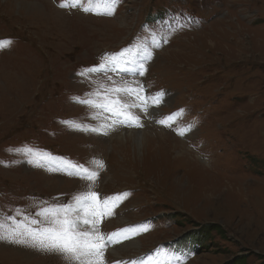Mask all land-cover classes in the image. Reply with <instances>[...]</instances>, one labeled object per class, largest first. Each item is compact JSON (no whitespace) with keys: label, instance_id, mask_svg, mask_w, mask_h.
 <instances>
[{"label":"rangeland","instance_id":"rangeland-1","mask_svg":"<svg viewBox=\"0 0 264 264\" xmlns=\"http://www.w3.org/2000/svg\"><path fill=\"white\" fill-rule=\"evenodd\" d=\"M59 3L0 0V40L11 41L0 48V218L17 210L34 215L88 188L79 177L28 163L25 149L90 169L101 160L94 189L101 197L128 196L100 230L147 228L111 245L108 264L147 258L156 249L157 259L170 254V264L177 258L228 264L241 257L264 264V0H119L113 16ZM164 7L173 8L172 21L183 27L169 32L166 19L145 20L158 19ZM153 38L160 46L144 75L108 73L117 83L136 81L146 96L164 93L151 116L134 110L142 128L121 126L105 136L64 123L98 126L94 110L73 98L111 83L102 74L77 73L105 53L150 46ZM172 113L178 114L173 127L154 122ZM134 135L146 139L143 150L133 146ZM208 226L216 228L207 232ZM197 230L209 233L205 248L171 243ZM37 263L68 261L0 241V264Z\"/></svg>","mask_w":264,"mask_h":264},{"label":"snow or ice","instance_id":"snow-or-ice-1","mask_svg":"<svg viewBox=\"0 0 264 264\" xmlns=\"http://www.w3.org/2000/svg\"><path fill=\"white\" fill-rule=\"evenodd\" d=\"M119 0H60V8H77L85 13L102 16L115 15ZM174 27H183L176 23ZM171 27L168 28L170 32ZM163 42H167L164 36ZM11 41L0 40V48L6 47ZM160 42L153 38L151 45L129 46L119 53H105L99 64L82 69L78 76L91 77L93 74L104 75L110 84L99 83L92 92L86 93L85 99L73 98L76 102L93 109L91 119L99 120L98 126L88 127L74 121H64L75 130L90 131L108 135L118 127L142 128L138 110L145 116H151V109L163 103L164 93L154 96L143 94L144 89L136 81L121 79L119 83L112 81L108 73H135L144 75L145 63L152 58L153 50ZM136 85V86H133ZM183 110H181L182 112ZM110 114V115H106ZM172 113L155 123L173 127L172 121L177 117ZM185 131H180L184 135ZM19 151V150H18ZM24 154L30 159L28 163L49 171L63 172L79 177L88 183L86 191L75 194L69 203H53L39 208L34 215L23 214L17 210L16 215L0 218V241L32 248L37 251L49 252L64 256L68 264H108L105 253L116 243L137 236L141 231H147L142 226H129L116 232L105 234L100 230L103 220L115 215V209L127 198L128 193H117L109 197H101L94 189L99 169L104 167L103 161L94 160V169L77 165L63 157L53 158L39 150L27 148ZM22 216V219H17ZM160 249L152 255L136 257L127 261H117L116 264H170L171 256L166 252V260L156 258ZM175 264H183L179 258Z\"/></svg>","mask_w":264,"mask_h":264},{"label":"trees","instance_id":"trees-1","mask_svg":"<svg viewBox=\"0 0 264 264\" xmlns=\"http://www.w3.org/2000/svg\"><path fill=\"white\" fill-rule=\"evenodd\" d=\"M175 214V213H174ZM174 214H173V216H174ZM186 222H188V220H186ZM209 228H208V230H207V232L209 231H211V230H214L215 228H216V226H212V227H210V226H208ZM194 233V234H193ZM193 233H191L188 237H184L183 239H182V241L183 242H185V241H187V240H192L193 241V239H197V240H199V239H201L202 240V245H201V248L202 247H206V245H208V244H205V241L206 240H209V238H210V236H209V233L208 234H205L206 233V230L205 231H196V232H193ZM182 242V243H183ZM242 258V260L241 261H239L238 263H236V262H233V263H228V264H245L244 262H245V259H244V261H243V257H241Z\"/></svg>","mask_w":264,"mask_h":264},{"label":"bare ground","instance_id":"bare-ground-1","mask_svg":"<svg viewBox=\"0 0 264 264\" xmlns=\"http://www.w3.org/2000/svg\"><path fill=\"white\" fill-rule=\"evenodd\" d=\"M25 2V1H24ZM24 4V3H23ZM132 138V137H131ZM120 139H121V136H120ZM133 139V146H135L137 149H141V150H143V148H144V146L145 145H142L145 141H143V140H146L144 137H143V135H134V137L132 138ZM172 141H170V143H171ZM168 144V143H167ZM164 153H166V152H164ZM168 153V152H167ZM181 153V152H180ZM191 154V153H190ZM164 156H165V154H164ZM166 157V156H165ZM149 161V160H148ZM122 253V252H121ZM38 264V263H37Z\"/></svg>","mask_w":264,"mask_h":264}]
</instances>
